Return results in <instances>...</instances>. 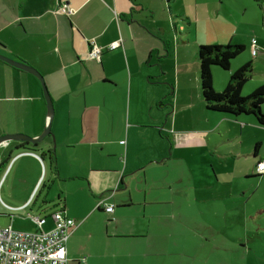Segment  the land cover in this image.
Segmentation results:
<instances>
[{
	"label": "crops",
	"instance_id": "1",
	"mask_svg": "<svg viewBox=\"0 0 264 264\" xmlns=\"http://www.w3.org/2000/svg\"><path fill=\"white\" fill-rule=\"evenodd\" d=\"M61 3L74 15L60 14ZM262 4L0 0V55L34 67L54 108L36 149L0 144V227L35 231L38 217L50 231L62 213L77 224L69 264H264V210L254 201L263 181L247 183L264 160V127L206 109L198 60L200 46L243 45L230 71L212 68L214 89L249 61L242 94L263 86ZM92 40L100 62L89 58ZM48 124L40 81L0 60V139L36 138Z\"/></svg>",
	"mask_w": 264,
	"mask_h": 264
},
{
	"label": "trees",
	"instance_id": "2",
	"mask_svg": "<svg viewBox=\"0 0 264 264\" xmlns=\"http://www.w3.org/2000/svg\"><path fill=\"white\" fill-rule=\"evenodd\" d=\"M263 1L264 0H254V2L260 8L263 7V4H262ZM63 4L65 3H61L59 7ZM254 41L256 42L255 44H253ZM89 44H90V51H91L92 44L91 43ZM251 46H252L251 55L252 57L255 58L260 53V49L257 47V41L253 40L251 43ZM109 47L107 48L108 50L111 51ZM253 47L254 49H257L256 54H253ZM244 51H245V47L243 45H231V44L200 46L198 48V60H199V65H200V86H201L202 98H203V101H204V104L207 110L219 112L224 115L232 116V117H239L243 115L253 116L256 122L259 125L264 127V113L262 112V107L264 105V85L258 87L248 96H242V90L244 86L247 84V82L250 80L251 75L253 73L251 61L244 64L237 71L231 73L229 82L223 91L217 92L213 86L212 68L215 66V67H219L220 69L224 71H230L232 61L235 58L239 57L241 54H243ZM102 53H103V49L101 48L99 61L96 60L95 58H91L90 52H89V58L96 62H100ZM2 63L10 66L9 64L3 61ZM36 148L37 147L35 148L33 147V149H36ZM258 148H259V145H256V152ZM46 156H48L51 164L52 163L54 164L56 162L54 152H50L46 154ZM40 157L45 159L44 154L40 155ZM262 175L263 173L257 174V176L259 177H261ZM106 207H108V205L104 204V201H100L98 208L103 209L105 212H107ZM109 207H112L114 211L113 204H109ZM113 211L111 213H113ZM107 213H110V212H107ZM35 218H38V217H35ZM41 220H44V219H41ZM54 227H55V223H54ZM21 232L41 233V232H48V231H43L42 228H39V226L37 225L35 231H21ZM71 234H72V231L70 235ZM67 243H68V240L66 242V248H67ZM67 257H68V248H67ZM68 262H69V259H68Z\"/></svg>",
	"mask_w": 264,
	"mask_h": 264
},
{
	"label": "built area",
	"instance_id": "3",
	"mask_svg": "<svg viewBox=\"0 0 264 264\" xmlns=\"http://www.w3.org/2000/svg\"><path fill=\"white\" fill-rule=\"evenodd\" d=\"M58 12L68 17L75 13L68 3L61 5ZM90 43V57L99 61L101 47L94 40ZM118 46L119 43H113L109 48L114 50ZM256 52L253 47V54ZM256 171L264 173V160L257 164ZM106 211L111 213L113 208L108 206ZM52 219L55 227L48 232L26 233L13 227H0V264H69L66 242L77 224L60 212H55ZM34 221L39 228L45 223V219L35 218Z\"/></svg>",
	"mask_w": 264,
	"mask_h": 264
},
{
	"label": "water",
	"instance_id": "4",
	"mask_svg": "<svg viewBox=\"0 0 264 264\" xmlns=\"http://www.w3.org/2000/svg\"><path fill=\"white\" fill-rule=\"evenodd\" d=\"M0 60L11 65V66H13V67H16L18 69H22L24 71L29 72L30 74L34 75L40 81L42 88H43L44 97H45V100L47 102L48 120H49L48 126L46 127V129L43 131V133L39 137L33 138V137L25 136V135H7V136L2 137L0 139V144L3 141L16 140V141L25 142L26 146L31 144L34 148L38 147L42 143V141L45 139V137L51 135V133H50V127H51L50 122H51L53 115H54V108H53L52 100H51L50 94L48 92L45 80H44L43 76L34 67H31L25 61H15V60L10 59L8 57H5L3 55H0Z\"/></svg>",
	"mask_w": 264,
	"mask_h": 264
},
{
	"label": "rangeland",
	"instance_id": "5",
	"mask_svg": "<svg viewBox=\"0 0 264 264\" xmlns=\"http://www.w3.org/2000/svg\"><path fill=\"white\" fill-rule=\"evenodd\" d=\"M247 51H248V49H247ZM246 54V53H245ZM244 53L241 55V57H244V55H245ZM240 57V56H239ZM257 63V61L255 62V64ZM254 64V65H255ZM248 83H250V81L248 82ZM249 94H246V95H243L242 94V96H248ZM264 106V105H263ZM262 110H263V108H262ZM210 174H213V171H212V169H210ZM250 180V181H249ZM249 180H246V181H249V182H247V183H250V184H256L257 182H260V181H263V185L261 186V188L259 189V190H257V192L255 193V199H254V201L255 202H261L262 204H263V210H264V175L262 176V177H259V176H256L255 178H253V179H249ZM258 184V183H257ZM59 185H61V184H59ZM68 185V187L70 186V184H67ZM58 190V187H53V189H52V191H51V194L54 196L55 195V193H56V191ZM62 195H63V197H65V199H68V207L71 209V210H78L79 208L77 207V201H78V198H77V196H73V195H68L67 194V192H65V191H62ZM263 216H264V212H262L261 213ZM261 228H262V230L260 231V232H263L264 233V225L263 226H261ZM223 243L221 242L220 244H219V247H221L223 250H224V248H223ZM204 250V249H203ZM225 255V253H221V255H219V256H224ZM202 256V252H201V255H200V263H201V257ZM217 255H215V259H217Z\"/></svg>",
	"mask_w": 264,
	"mask_h": 264
}]
</instances>
